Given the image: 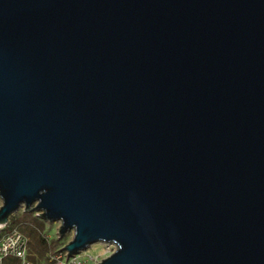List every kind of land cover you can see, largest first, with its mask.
I'll use <instances>...</instances> for the list:
<instances>
[{
  "label": "water",
  "instance_id": "1",
  "mask_svg": "<svg viewBox=\"0 0 264 264\" xmlns=\"http://www.w3.org/2000/svg\"><path fill=\"white\" fill-rule=\"evenodd\" d=\"M0 199L97 264H264V0H0Z\"/></svg>",
  "mask_w": 264,
  "mask_h": 264
},
{
  "label": "built area",
  "instance_id": "2",
  "mask_svg": "<svg viewBox=\"0 0 264 264\" xmlns=\"http://www.w3.org/2000/svg\"><path fill=\"white\" fill-rule=\"evenodd\" d=\"M35 214L38 216V213ZM96 244L101 246V252L98 255H101L102 258L110 255L117 248L114 242L102 241ZM63 245L48 254L47 258L40 264H97L102 259L88 252V248L77 254L68 255L67 251L63 249ZM30 256L27 235L18 229H8V223L0 224V264H5V260L10 257L18 259L19 264H38L32 261Z\"/></svg>",
  "mask_w": 264,
  "mask_h": 264
},
{
  "label": "trees",
  "instance_id": "3",
  "mask_svg": "<svg viewBox=\"0 0 264 264\" xmlns=\"http://www.w3.org/2000/svg\"><path fill=\"white\" fill-rule=\"evenodd\" d=\"M46 221L42 220L35 212H25L12 214L8 221V229H18L29 238L30 253H34L30 258L39 263L44 261L48 254L54 252L64 244L61 238L48 240L42 233V228ZM5 264H19L14 257L7 258Z\"/></svg>",
  "mask_w": 264,
  "mask_h": 264
},
{
  "label": "rangeland",
  "instance_id": "4",
  "mask_svg": "<svg viewBox=\"0 0 264 264\" xmlns=\"http://www.w3.org/2000/svg\"><path fill=\"white\" fill-rule=\"evenodd\" d=\"M1 203V199H0ZM23 212V207H20L15 213L13 214H20ZM58 227H59V221H46L44 223V226L42 228V233L47 237L48 240H54L60 238L58 236ZM72 236V232H67L61 237V239L66 243ZM101 246L99 244H92L91 246L88 247V252H90L92 255H97L99 256ZM31 255H34V253H31ZM101 256V255H100ZM99 258H102L100 257ZM43 262V261H41ZM39 262L38 264H40Z\"/></svg>",
  "mask_w": 264,
  "mask_h": 264
}]
</instances>
